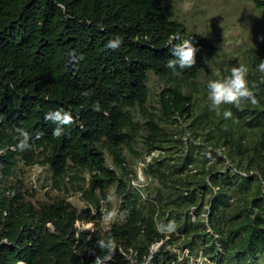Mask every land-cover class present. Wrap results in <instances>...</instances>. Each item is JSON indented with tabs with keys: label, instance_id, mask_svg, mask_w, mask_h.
Masks as SVG:
<instances>
[{
	"label": "trees",
	"instance_id": "trees-1",
	"mask_svg": "<svg viewBox=\"0 0 264 264\" xmlns=\"http://www.w3.org/2000/svg\"><path fill=\"white\" fill-rule=\"evenodd\" d=\"M253 1L264 8V0ZM117 36L113 49L108 41ZM177 36L196 46L190 67H168ZM216 48L214 39L172 18L165 0H0V264H99L108 251L99 238L115 244L107 264H191L172 248L178 240L218 263L260 264L264 73L256 65L264 43L250 49L248 79L259 102L226 104L232 116L211 124L209 105L195 114L186 86L209 69L207 55ZM151 72L172 80L160 93L159 113L147 108ZM189 119L205 144L167 127ZM18 129L32 134L25 150L16 147ZM143 130L147 153L159 151L146 174L169 186L160 204L147 201L125 155ZM21 163L48 165L59 188L79 181L88 206L80 209L68 196L32 200L23 182L12 180ZM113 186L123 220L106 231L97 223L82 228L78 222L95 219L94 209L112 210Z\"/></svg>",
	"mask_w": 264,
	"mask_h": 264
},
{
	"label": "rangeland",
	"instance_id": "rangeland-1",
	"mask_svg": "<svg viewBox=\"0 0 264 264\" xmlns=\"http://www.w3.org/2000/svg\"><path fill=\"white\" fill-rule=\"evenodd\" d=\"M165 8L172 18L184 21L191 32L209 36L214 39L217 45V48L207 55L209 69L203 71L197 79L190 81L186 86V91L192 93L194 97L195 114H197L210 104L207 97V82L210 79L229 75L230 69L234 65L246 66L249 78L252 68L250 49L264 43V8L258 7L253 0H165ZM171 82V78L154 72L150 73V98L147 103V108L150 111L159 113L160 93L165 87L171 85ZM224 108L228 107L223 105L220 112L210 108L213 119L211 124L220 121ZM132 111L137 121L145 122L147 117L139 108ZM189 122L190 119L183 120V125L179 126L169 123L167 127L179 135H184L189 140L196 137L198 142L205 144L204 133L200 131V134L195 135L187 125ZM142 133L134 144L125 146V155L129 166L138 173L140 179L138 183L143 186L147 201L160 204L168 193L169 186L146 174L147 162L154 155H158L159 151L152 154L147 153L143 142L145 131L143 130ZM250 136L257 137L258 135L250 132ZM108 164L114 166L113 157L109 153ZM85 174L89 178V173ZM12 180L22 181L25 189L29 190V197L36 202L50 201L57 196H68L78 208L82 209L88 206L82 192L77 190L80 182L77 180L72 182L71 179H68L61 188L54 186L52 171L48 165L38 163L28 166L21 163ZM111 191L113 206L110 218H105L108 214L106 208L102 214L94 209L92 215H95V219L83 223L78 222L82 228L91 229L97 223L96 226L106 231L114 222L123 220L124 214L119 210L120 199L115 193V186L111 187ZM205 214L206 212L202 216L206 217ZM173 224V222L168 223V236L173 230ZM164 225V223L160 224L161 227ZM182 243V240H178L171 245L181 254L182 258L190 261L191 264H229L225 259H222L221 263L213 261L202 250L198 254H192L187 246H182ZM129 257H133V254H130ZM259 262L264 264V255L260 257Z\"/></svg>",
	"mask_w": 264,
	"mask_h": 264
},
{
	"label": "clouds",
	"instance_id": "clouds-1",
	"mask_svg": "<svg viewBox=\"0 0 264 264\" xmlns=\"http://www.w3.org/2000/svg\"><path fill=\"white\" fill-rule=\"evenodd\" d=\"M121 44L119 36L110 39L108 46L115 49ZM171 51L175 54L173 58L168 59V67L175 68L177 65L181 68L190 67L196 63V46L192 39H184L177 36L176 40L171 44ZM261 73H264V59H260L256 65ZM207 97L210 101L209 107L217 112L221 111L223 105L234 104L237 107L241 105L244 99L250 100L253 104L259 102L258 96L249 84L248 69L244 65H234L230 69V74L223 78L210 79L207 82ZM223 116L228 118L232 116L231 108L223 109ZM47 118H53L52 113L46 114ZM20 139L16 145L17 149L25 150L31 146L32 134L26 129H18ZM62 127L58 126L53 129L54 135H60ZM111 213L106 214L105 218H110ZM97 245L102 249H108L103 256H99L97 261L99 264H107L112 258L113 252L116 250L112 241H106L103 238L97 240Z\"/></svg>",
	"mask_w": 264,
	"mask_h": 264
},
{
	"label": "water",
	"instance_id": "water-1",
	"mask_svg": "<svg viewBox=\"0 0 264 264\" xmlns=\"http://www.w3.org/2000/svg\"><path fill=\"white\" fill-rule=\"evenodd\" d=\"M161 243H162V242L158 243L156 246L153 247V249H154V250H157V249L160 247Z\"/></svg>",
	"mask_w": 264,
	"mask_h": 264
},
{
	"label": "built area",
	"instance_id": "built-area-1",
	"mask_svg": "<svg viewBox=\"0 0 264 264\" xmlns=\"http://www.w3.org/2000/svg\"><path fill=\"white\" fill-rule=\"evenodd\" d=\"M154 153V152H153ZM69 178V177H68Z\"/></svg>",
	"mask_w": 264,
	"mask_h": 264
}]
</instances>
